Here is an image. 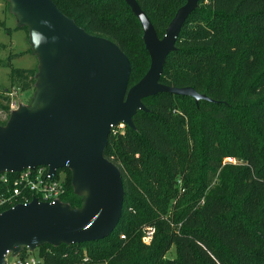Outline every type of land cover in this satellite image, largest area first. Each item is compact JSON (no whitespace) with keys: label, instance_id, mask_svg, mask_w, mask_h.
I'll list each match as a JSON object with an SVG mask.
<instances>
[{"label":"trees","instance_id":"1","mask_svg":"<svg viewBox=\"0 0 264 264\" xmlns=\"http://www.w3.org/2000/svg\"><path fill=\"white\" fill-rule=\"evenodd\" d=\"M53 1L125 52L130 86L146 74L143 29L125 0ZM137 2L162 38L186 0ZM15 56L2 61L10 84L33 89L36 67H13ZM160 82L193 87L213 101L158 93L143 99L148 110L135 114L134 128H112L105 156L119 167L126 192L119 223L100 240L38 246L45 264H264V0H200ZM9 92L0 91L1 126L11 116ZM64 171L70 176L63 177L61 199L79 209L83 198L70 169L57 174ZM146 225L156 229L148 245ZM173 247L174 257H167Z\"/></svg>","mask_w":264,"mask_h":264},{"label":"water","instance_id":"2","mask_svg":"<svg viewBox=\"0 0 264 264\" xmlns=\"http://www.w3.org/2000/svg\"><path fill=\"white\" fill-rule=\"evenodd\" d=\"M143 29L150 56L146 74L130 86L131 62L112 40L88 33L53 0H12L22 24H30L43 71L36 99L43 106L13 111L0 125V173L47 166L72 170L75 191H87L80 209L36 199L0 213V263L7 251H33L49 243H83L108 237L119 223L125 187L119 167L105 156L112 128H134L147 111L143 99L172 93L213 101L193 87L160 82L187 18L200 0H186L159 38L137 0H125Z\"/></svg>","mask_w":264,"mask_h":264},{"label":"rangeland","instance_id":"3","mask_svg":"<svg viewBox=\"0 0 264 264\" xmlns=\"http://www.w3.org/2000/svg\"><path fill=\"white\" fill-rule=\"evenodd\" d=\"M23 27V28H22ZM11 54H15L16 56L12 60L13 67L19 69H29L36 67L37 69V82L33 89L28 91H22L17 87H13L10 84V68L5 67L2 64V61L8 59V56ZM43 71V67L41 64L40 54L35 49V43L33 42V35L31 32L30 24H22L20 20V16L14 10V4L12 0H0V91H4L5 89H9L10 91L16 90L17 95L14 99H16L21 107H26L29 110L37 109L43 106V102H40L36 99L37 91L39 83L41 82V73ZM6 114L0 110V120H5ZM10 120V119H9ZM8 120V121H9ZM8 123V122H7ZM126 125L120 123L113 127L114 130H120L124 132ZM125 156H129V154L125 153ZM119 165L122 167L125 166V162L120 160ZM227 162L236 163L235 159H226ZM62 177L70 176L68 171L60 172ZM72 177V170H71ZM73 187L74 184L72 183ZM75 188V187H74ZM79 197L83 198L84 206L85 200L87 198V191H82L77 193ZM65 203V202H64ZM66 204V203H65ZM70 207L73 205L68 202ZM177 203H172L171 211L175 212ZM81 207V208H82ZM75 208V207H74ZM80 209V208H79ZM63 243H59L57 246H61ZM37 248H35L31 255L37 256ZM175 248L173 247L171 251L167 254V257H174Z\"/></svg>","mask_w":264,"mask_h":264},{"label":"built area","instance_id":"4","mask_svg":"<svg viewBox=\"0 0 264 264\" xmlns=\"http://www.w3.org/2000/svg\"><path fill=\"white\" fill-rule=\"evenodd\" d=\"M10 97L11 113L19 109L20 105L15 98L16 90L8 93ZM58 170L51 173L47 166L24 168L21 171H3L0 173V213L13 208L17 204H24L36 199L40 202L56 203L62 201L65 192L64 178ZM65 204V203H64ZM2 210V211H1ZM156 229L152 225L142 228V241L150 244ZM125 238L124 235H121ZM28 252H24V250ZM29 248H23L18 253L7 251L0 264H45L39 255H31Z\"/></svg>","mask_w":264,"mask_h":264}]
</instances>
